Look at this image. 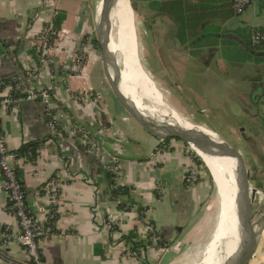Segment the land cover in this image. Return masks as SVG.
<instances>
[{"label":"crops","instance_id":"1","mask_svg":"<svg viewBox=\"0 0 264 264\" xmlns=\"http://www.w3.org/2000/svg\"><path fill=\"white\" fill-rule=\"evenodd\" d=\"M183 1L198 33L191 39L197 45L180 42V53L203 73L200 82L182 87L187 93H180V103L192 114L213 113L232 139L241 137L255 197L264 198V43L250 42L252 32L264 29V0H250L240 14L232 13L230 0ZM98 2L0 0V80L11 85L12 96L48 89L59 131L39 100L0 107L9 150L40 142L34 160L17 161L32 213L44 216L54 207L49 189L58 185L53 233L38 241L39 250L45 264H197L217 221L211 183L202 169L198 181L186 185L190 153L183 142L146 131L109 94L93 43ZM57 12L63 14L59 38L44 62L34 45ZM158 152L160 161L153 157ZM112 159L119 168L114 178L105 168ZM114 183L128 192L118 196ZM7 201L0 170V264H27L22 246L1 236L19 231ZM140 208L156 239L149 247ZM107 211L119 222L115 229L104 224ZM249 264H264V234Z\"/></svg>","mask_w":264,"mask_h":264},{"label":"water","instance_id":"2","mask_svg":"<svg viewBox=\"0 0 264 264\" xmlns=\"http://www.w3.org/2000/svg\"><path fill=\"white\" fill-rule=\"evenodd\" d=\"M127 1L129 8H131L130 0ZM116 2L117 0H99L95 10L96 40L100 47L105 78L115 99L142 128L154 136L162 140L166 138L179 139L189 145L199 143L210 149L216 156H225L234 160L235 189L232 201L236 216V230L233 231V235H230L231 237L229 238L231 240H236L237 238V243L232 256L228 259L226 258V260L224 259L222 264H249L250 259L256 251L259 239L264 234V202L256 208H252L256 189L250 185L245 157L230 141L223 138L217 132L195 123L187 127L177 121L149 116L137 107L132 98L123 93L121 89L123 69L118 63L117 54L110 49L112 9ZM133 40L134 47L132 46L131 51L135 53L137 59L135 34ZM138 59V66L142 74L145 75ZM134 74V82L132 81L135 84L134 87L139 90L143 87L144 90H147V84L135 80L139 79V72L137 74L134 69ZM202 161L206 166L203 159ZM206 167L214 182L215 179L210 168Z\"/></svg>","mask_w":264,"mask_h":264},{"label":"built area","instance_id":"3","mask_svg":"<svg viewBox=\"0 0 264 264\" xmlns=\"http://www.w3.org/2000/svg\"><path fill=\"white\" fill-rule=\"evenodd\" d=\"M250 0H230L232 9L236 14L242 13L246 6L249 4ZM48 30V28L46 29ZM45 29L38 34L37 42L34 45V49L38 54H40L41 59L46 62L48 58L46 57L49 51L54 47L56 39L59 38L60 31H52L55 35L53 43L47 45L45 43L44 33ZM50 30V29H49ZM251 45L258 46L264 42V31L255 30L252 32L250 37ZM31 74L34 75L36 72L35 67H31ZM9 91H11V85L7 82L0 80V107L1 106H11L13 103L20 102L22 100L35 101L39 100L43 102L46 106L45 115L47 118L50 117V126L54 129L55 133L58 134V125L52 119V107H51V95L48 89L40 88L27 91L21 96L14 97ZM75 130V128H74ZM77 131V129H76ZM162 140V139H161ZM88 142V140L86 141ZM92 146H97L98 143L95 141L90 142ZM190 156V162L184 170V182L186 185L195 184L198 179L200 172L202 171L201 165L196 162L192 154ZM154 160L160 161L161 154L155 153ZM18 156L14 151L7 148L4 136L0 127V170L3 176V190L7 196L9 204L7 208L12 212V214L17 219L19 225V231L17 233H11L9 231L1 232L3 242L6 243L12 239L16 240L26 252L28 257L27 264H45L42 253L39 250L38 241L40 239H46L53 233L54 221L56 218V205L58 197V185L54 184L50 189V195L54 207L47 212L44 216H37L29 209L26 203V190L17 170ZM105 168L110 171L113 175L119 172L117 161L115 159L110 160L105 164ZM119 185L114 183V188L117 189ZM161 189V186L158 185ZM120 203V201H117ZM140 220L143 222L144 230L146 231L147 237L150 238L151 243L147 246H152L156 243V239L152 238L150 235L152 225L150 221L145 216V209L142 210V215H140ZM110 229H115L119 226V222L114 217L111 211H107L106 220L104 222ZM143 250V249H141ZM142 252V251H141ZM138 252L132 251V255H137Z\"/></svg>","mask_w":264,"mask_h":264},{"label":"rangeland","instance_id":"4","mask_svg":"<svg viewBox=\"0 0 264 264\" xmlns=\"http://www.w3.org/2000/svg\"><path fill=\"white\" fill-rule=\"evenodd\" d=\"M136 4V9L134 10L131 8V11L133 15L132 26H134L135 29L137 59L139 58L138 60L145 73L154 84L155 89L160 93V98L166 107L168 106L167 109L171 112L174 110L178 115L184 116L183 118L192 123L214 127L219 135L230 141L242 153L247 164V155L241 151L242 148H240L238 144L241 137L232 139L229 133L221 126L225 125L223 124L225 121H221V123L218 124L214 119L215 115L211 112L206 113L204 117H202L195 111L194 114H192L193 112L190 107H187L188 110L183 109L184 106L180 103V93L187 92H185L182 87L200 82L199 77L202 75L203 70L198 63L193 62L187 56L180 53L176 22L168 15L150 9L145 0H136ZM116 54L118 63L121 65V53L117 51ZM107 89L109 94L114 97L109 85ZM147 101L148 100L145 102ZM183 145L190 154L201 161V169H203L212 186L209 203L212 204L217 218L220 190L215 171L209 167L215 179L213 182L201 157L189 144L183 142ZM251 187L253 186L251 185ZM262 197H255L252 204L253 209L256 208L258 204L264 202V198ZM200 261L201 259H199V262Z\"/></svg>","mask_w":264,"mask_h":264},{"label":"bare ground","instance_id":"5","mask_svg":"<svg viewBox=\"0 0 264 264\" xmlns=\"http://www.w3.org/2000/svg\"><path fill=\"white\" fill-rule=\"evenodd\" d=\"M132 20L133 15L131 8L128 6V1L117 0L112 9L110 49L115 53L119 51L122 56L120 66L123 69L121 82L123 93L132 98L137 107L149 116H154L158 119L163 117L164 119L177 121L187 127L192 126L194 123L178 115L174 110L171 112L167 109L160 98V93L155 89V86L153 87L152 81L146 73L145 75L142 74L135 53L131 51L132 46L134 47L133 36L135 34ZM134 69L137 74L138 72L140 74L138 75L139 79L135 80L147 84V90H144L143 87L140 90L134 87ZM146 100L148 101L145 102ZM190 147L204 160L206 166L209 165L208 168L211 167L215 171L220 190L216 225L205 248L206 251L203 254V258L197 264H222L224 259L226 260V258L228 259L232 256L237 243V238L236 240L229 238L231 237L230 235H233V231L236 230V216L232 201L235 189L234 160L225 156H216L210 149L199 143H192Z\"/></svg>","mask_w":264,"mask_h":264},{"label":"trees","instance_id":"6","mask_svg":"<svg viewBox=\"0 0 264 264\" xmlns=\"http://www.w3.org/2000/svg\"><path fill=\"white\" fill-rule=\"evenodd\" d=\"M144 1V0H143ZM147 1V5L150 9L154 11H158L162 14L168 15L173 21H175L177 25V32L179 35V43H186L189 42L190 45H197L195 42H193V37L198 33L196 30V27L193 26V17L191 14H188L190 10L184 5L183 0H145ZM130 5L132 9H136V0H130ZM230 8L232 13H235L232 9L231 2L229 3ZM63 19V14L57 12L52 20L51 25H46L44 29L48 30L45 31L44 33V38H45V43L47 45H51L53 43V40L55 38V35L52 33V31H59L60 30V25L61 21ZM193 24V25H192ZM50 29V30H49ZM264 30V29H262ZM93 43L95 45V48L100 50L99 44L96 40V38L93 39ZM264 43V42H263ZM262 43V44H263ZM35 52V50H34ZM193 53V52H192ZM23 94L20 93H14L13 96H21ZM50 120V117L48 118ZM170 138L163 139L164 142H167ZM40 147V142L39 141H29V142H24L18 149L14 150V152L17 154L18 158L20 157H25L28 160H34L37 156L38 149ZM194 159L198 164H201V161L197 159V157L194 156ZM18 170V175L20 174L19 168L17 167ZM109 175L111 178H114V175L111 174L109 171ZM20 176V175H19ZM21 178V177H20ZM22 181V180H21ZM111 181H113L111 179ZM23 182V181H22ZM114 182V181H113ZM118 196L121 194H126L128 192V189H126L123 186H118L116 189ZM9 204V201H7V205ZM142 208H140V212L142 213ZM124 237V236H123ZM126 238V237H124ZM141 244V243H140ZM135 245H138L135 243ZM27 263H29L27 261Z\"/></svg>","mask_w":264,"mask_h":264}]
</instances>
